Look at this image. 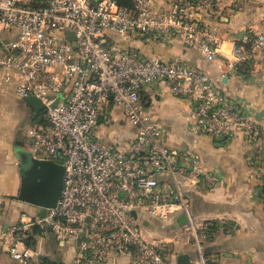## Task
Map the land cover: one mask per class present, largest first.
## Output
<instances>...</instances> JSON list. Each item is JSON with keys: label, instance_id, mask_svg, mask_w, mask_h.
<instances>
[{"label": "built area", "instance_id": "1", "mask_svg": "<svg viewBox=\"0 0 264 264\" xmlns=\"http://www.w3.org/2000/svg\"><path fill=\"white\" fill-rule=\"evenodd\" d=\"M210 7L211 0H171L163 11L152 0H132L131 6L118 0H47L41 7L30 0H0V88L42 101V121L34 116L24 141L34 158H62L64 167L56 206L2 234L12 239V258L41 261L21 236L28 226H39L75 244L71 264H121L120 257L130 264H170L168 242L146 239L142 221L146 215L168 222L185 214L197 254L192 264H210L188 192L193 186L213 188L215 178L193 147L169 145L141 92L169 82L171 93L192 106L196 138L208 136L220 146L241 132L263 149L264 126L250 122L208 72L111 41L112 34L149 42L176 39L214 61L224 33L195 19ZM232 43L235 69L264 53V30L246 31ZM105 131L114 132L113 138Z\"/></svg>", "mask_w": 264, "mask_h": 264}, {"label": "crops", "instance_id": "2", "mask_svg": "<svg viewBox=\"0 0 264 264\" xmlns=\"http://www.w3.org/2000/svg\"><path fill=\"white\" fill-rule=\"evenodd\" d=\"M170 1L152 0V6L156 11H163ZM195 19L217 26L224 33L225 40L214 61L206 60L176 39L149 42L145 38H122L112 34L111 41L134 47L149 58L178 59L208 72L216 78L219 89L241 107L250 122L264 126V53H256L248 63L235 69L231 67L232 41L240 40L246 31L264 30V0H211V7L202 9ZM9 95H15L11 88H0V108H11L9 112L13 118H5L3 122L0 116V198L3 200L0 208V264H22L7 251L10 235L2 234L9 225L28 222L41 214L40 208L18 198L22 178L17 149L24 144L25 136L23 134L22 141H18L13 132L19 122H24L23 127L27 128L35 118L28 103L16 95L18 105L12 108L7 101ZM141 100L152 120L164 127L169 145L177 149L193 147L200 153L204 168L215 178L213 188L203 190L193 186L188 192L192 215L199 225L208 260L212 264H264V201L260 178L264 172V148L241 132L236 133L226 146L216 144L208 136L196 138L192 130V106L188 100L171 93L169 82L145 86ZM116 112L120 119V112ZM13 120L12 127H9L8 123ZM104 134L109 138L114 136L112 131ZM150 219L143 218L144 236L148 240L168 242L170 264H177V257L182 253L189 254L195 263V246L186 228L172 229L177 218L168 222ZM209 223L216 224L212 237L205 232V225ZM36 250L46 259L43 262L41 258L38 264H71L76 254L74 243L57 240L48 229L37 237ZM119 262L130 264L125 257H120Z\"/></svg>", "mask_w": 264, "mask_h": 264}, {"label": "water", "instance_id": "3", "mask_svg": "<svg viewBox=\"0 0 264 264\" xmlns=\"http://www.w3.org/2000/svg\"><path fill=\"white\" fill-rule=\"evenodd\" d=\"M200 17H197L199 19ZM73 38V35H71ZM26 103L32 109L34 116L43 113L44 104L36 97H29L25 99ZM29 152V151H28ZM30 155L25 157L20 156L21 159V189L18 195L19 200L27 202L41 209V217H45L47 208L55 207L63 186V159L59 158L56 161L40 160ZM135 218L137 213L133 212ZM188 224V219L185 214L177 217L172 229H180ZM52 231L51 228H48ZM78 240V245L80 243ZM177 264H192V258L187 253H182L177 257Z\"/></svg>", "mask_w": 264, "mask_h": 264}, {"label": "rangeland", "instance_id": "4", "mask_svg": "<svg viewBox=\"0 0 264 264\" xmlns=\"http://www.w3.org/2000/svg\"><path fill=\"white\" fill-rule=\"evenodd\" d=\"M31 1V3L32 4H35V5H39V4H42V3H44V2H46V0H30ZM9 103V105L12 107V108H14V106L15 105H18V100H17V98L15 97V95H9V100H7ZM24 101V100H23ZM8 108V107H7ZM5 108V109H2L1 110V108H0V116H1V118L3 119V122H4V120H5V118H9V119H13V118H11V114H10V110H11V108ZM31 120V119H30ZM6 121V120H5ZM32 122H33V120H31ZM30 121V124H32V122ZM12 122H14V120L13 121H11L10 123H8L9 125V127H12ZM20 124L19 125H16L15 127H13V132H14V134L16 135V140H18V141H22V139H23V137L25 136V134H26V132H27V130H28V128L29 127H27V128H24L23 126H24V122H19ZM23 134H24V136H23ZM16 145V143H14V146ZM19 145V144H18ZM13 146V147H14ZM30 152V150H29V144L28 143H25L24 142V144L23 145H19V147H18V149H17V152H18V154H20L21 156H23V157H25L26 155L28 156V155H30L29 154V152ZM146 218H148V220L149 221H151V219H150V217L149 216H145ZM141 219H142V217H141ZM154 220V219H153ZM142 224H144L143 222H142ZM151 225H153V223H151ZM158 225V224H157ZM31 227H34V226H28L27 228H28V230L31 228ZM37 227H39V226H37ZM144 227V226H143ZM146 227H144V229H145ZM143 229V230H144ZM42 230V232L41 233H43V232H45V229H41ZM186 233H187V231H186ZM143 234H144V231H143ZM188 234V233H187ZM186 234V235H187ZM11 242H12V239H10V243H9V245L11 244ZM168 252H170L171 251V247L169 246L168 247Z\"/></svg>", "mask_w": 264, "mask_h": 264}, {"label": "trees", "instance_id": "5", "mask_svg": "<svg viewBox=\"0 0 264 264\" xmlns=\"http://www.w3.org/2000/svg\"><path fill=\"white\" fill-rule=\"evenodd\" d=\"M47 1V0H46ZM120 4L122 5H128L131 6L132 5V0H118ZM46 4V2L39 4V5H35L32 4L36 7H41L44 6ZM63 178H64V174H63ZM261 181H262V186H261V195H262V199L264 201V173L261 175ZM63 183V181H62ZM216 230V224L215 223H209L206 229V234L210 235V237H212L214 235V232ZM42 230L40 227L34 226L31 227L29 230H25L21 232V236H22V240L23 243L26 247L31 248V249H36L37 246V237L41 234ZM43 262L46 261L45 258H42ZM210 264H212L211 260H208Z\"/></svg>", "mask_w": 264, "mask_h": 264}]
</instances>
